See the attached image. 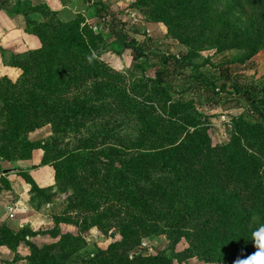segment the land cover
Segmentation results:
<instances>
[{
    "label": "rangeland",
    "instance_id": "rangeland-1",
    "mask_svg": "<svg viewBox=\"0 0 264 264\" xmlns=\"http://www.w3.org/2000/svg\"><path fill=\"white\" fill-rule=\"evenodd\" d=\"M104 15L118 21L117 32L98 19ZM119 31L145 57L123 46ZM58 36L66 55L50 81ZM86 42L95 49L90 61ZM168 57L186 65L168 77L166 94L155 70ZM204 81L216 93L223 83L229 92L233 84L264 87V0H0V152L17 156L11 168L37 163L36 154L22 163L32 151L8 137L7 111L32 105L48 111L28 115L41 127L20 141L81 149L76 162L63 158L59 185L50 165L35 173L48 186L29 200L46 202L52 223L32 232L39 251L21 242L29 264H242L255 253L253 233L264 227V121L243 98L213 96ZM179 100L198 117L185 120L192 111ZM183 122L207 130L178 158L187 175L132 151L142 139H178ZM113 144L133 147L111 152Z\"/></svg>",
    "mask_w": 264,
    "mask_h": 264
},
{
    "label": "trees",
    "instance_id": "trees-1",
    "mask_svg": "<svg viewBox=\"0 0 264 264\" xmlns=\"http://www.w3.org/2000/svg\"><path fill=\"white\" fill-rule=\"evenodd\" d=\"M96 16L98 17L99 15L96 12ZM110 16V15H109ZM112 19L107 20L106 16H100V18L103 22L105 23H109V27H110V33L112 32H117L116 30V26H117V22L116 20L113 19L112 15L110 16ZM109 18V17H108ZM116 25H112V23H114ZM123 24V25H122ZM119 25L121 26V29L124 28V23H120ZM66 26L62 29L65 30ZM50 36H53L52 33L49 34ZM74 38L69 39V42L74 41L75 36H73ZM118 41L123 45V46H127L128 50L130 51H134L135 55H138L139 57H145L146 55V51L144 49H142L141 45L138 44L136 47L133 46V43H135V41L133 39H128L125 37L124 34H121V32L119 31L118 33H116L115 36ZM63 36H58L55 37L54 39V50L56 51L57 54L55 56L51 55L50 53V57H48V67L49 64L52 65L51 70L50 71V77L49 80L52 81V79H55L56 75H54L56 72H59V65H60V60H59V54L61 56V58L63 57L65 59V51L60 49V45L62 44L63 41ZM131 41V42H130ZM128 42L132 43L128 45ZM87 48L88 50L87 52V57H86V61H90L89 59L91 58V55L93 54V50H95L94 48H92L91 45H89L88 42H86ZM81 50V49H80ZM61 52V53H60ZM171 58V59H170ZM26 59H20V62L25 61ZM170 61H172L173 65H175V67H173L171 69L170 66ZM183 63V66L186 65V63H184V59L181 58H174V57H168V58H162L161 64L163 66L162 69H156L155 70V85H156V89L161 90L163 92H165L166 94H168V91H165V85H169L168 84V77L171 76V74H174L175 72V68L180 69L181 68V64ZM55 66L57 67V69H55ZM226 70V69H225ZM23 71H27L25 69L21 70ZM221 76H223V78H228L225 77V71H222V73L220 74ZM48 82V80H45L44 77H42V86L41 88L44 89L45 84ZM203 84L206 85V89L210 92H212L213 96H228V94H231V96H234L232 98V100H235L237 96L243 98L247 104L249 105L250 110L255 113V117L257 120L261 119V121H264V87L261 90H256L253 87H249L247 89H242L241 87H239L236 84H233L232 87V91H227L226 86L224 85V83L220 86L219 92L216 93L214 91V89L212 88V83L206 82L204 81ZM167 90V89H166ZM60 93V92H59ZM32 94V93H31ZM60 96V95H58ZM179 103H175L178 104L182 110H186L184 105H185V101L183 100H179ZM43 113H46L48 111L47 108L44 107L43 109ZM188 111H192L191 113H187ZM187 114H189L190 116H187V114L183 115L185 120L189 121L191 120V118L193 117H198L197 114L193 113V106H191V109H187L185 111ZM8 114H10V120L8 122V124L11 126L10 129V134H8V137L10 138V140L14 139L15 142L19 141L20 142V146L22 147V149L24 151L28 150L29 148V153L33 150L39 149L42 151V158H41V165H50L53 170H54V182L56 184H60V177L63 175V168L61 169L62 165L64 166L63 163V158H65L67 156L68 159H70V161L72 162H76V160L74 159L75 155L77 153H81V149L79 147H77L76 151L75 150H70L69 152L65 151L61 152V151H55L53 150V146L51 147H43L42 145L39 146H33L32 143L28 140V139H22L23 141H20L19 138L22 135L23 132H31L35 129H37L38 127H41L40 125L35 124L34 122L30 121H26L27 117L29 114L31 115H41L43 114L42 112H36L35 113V107H33V105L30 107V109L28 107H16L15 110H9L7 111ZM21 114H23V118L19 117ZM176 124V125H175ZM175 124H171V126H177V122L175 121ZM55 128L56 126L58 127V125H54ZM202 124H197V125H188L187 123H180V125H178V128L182 130L181 136L178 139H174V141H170L171 139H167L168 143H165L164 145H156V142L158 141H149L146 139H142L140 144H134L136 146L139 147H135L132 148V151L137 153V157H146L147 159H151V160H156L158 159L159 161L162 160V167H168V169H173L178 173H180L181 175H187V170H186V166L184 164H180L178 158L182 157L183 154L186 153L185 146H187V148L191 145L190 144V139L193 137H197V136H201L202 135H206V131L205 129H203ZM259 128H261V125H258ZM149 128H153L152 125H149ZM202 141H204V137L202 138ZM153 142V143H151ZM145 143H149V147L147 148ZM30 144V145H29ZM28 145V148H26L25 146ZM32 145V146H31ZM130 145L128 144H113L111 145V147H109V151L111 152H121V151H128L131 147H133V145L130 146V148L128 147ZM82 148V147H81ZM85 148V147H83ZM107 150V151H108ZM95 152V149H93V153ZM14 154V153H13ZM72 156V157H71ZM0 158L9 162H12L13 159H16V157H13L11 154H9V156H5V154H3L2 152H0ZM29 158V157H27ZM26 158V159H27ZM162 158V159H161ZM163 158H165L163 160ZM62 162V165H61ZM145 163V162H144ZM142 163V164H144ZM159 164H161V161L159 162ZM62 170V171H61ZM135 170V169H134ZM62 172V173H61ZM27 178L28 183L31 186V191L33 192H40L41 189H39L35 183H33V181H31V179L26 176L25 179ZM187 180V178H186ZM29 231V230H28ZM24 230H21L18 233H13L11 231H9L8 229L4 228L3 226L0 225V245L8 243L9 247L11 248H15L17 246V244L24 242L30 250L31 252L34 251H39V248H37L34 244H32L29 241V238H27V236L24 234ZM30 232V236H32L34 233ZM45 249H50L51 246H45ZM31 261V260H29ZM33 261H31L32 263ZM91 262V261H90ZM88 263V262H87ZM89 264V263H88Z\"/></svg>",
    "mask_w": 264,
    "mask_h": 264
},
{
    "label": "crops",
    "instance_id": "crops-1",
    "mask_svg": "<svg viewBox=\"0 0 264 264\" xmlns=\"http://www.w3.org/2000/svg\"><path fill=\"white\" fill-rule=\"evenodd\" d=\"M16 39V38H15ZM10 46H15V42L9 41ZM39 149L33 150L29 160L21 161L22 163L35 159L37 163H30L29 166L9 167L10 162L0 158V225L13 233H18L21 230L28 228L29 231L35 232L38 226H50L52 219L44 212V208L48 204L39 203L34 206L29 200L31 186L28 183V176L39 189H45L48 185L41 175H36L38 169L48 168V165H41V158H38L36 152ZM49 169V168H48ZM53 179V175L51 174ZM49 238V236H44ZM43 237V238H44ZM30 242L38 246L40 236L29 237ZM41 241V240H40ZM45 242V241H44ZM51 240L45 242V246L51 244ZM28 248L24 243H19L15 248H11L4 244L0 245V263L1 261L8 262L7 264H29V260L25 255Z\"/></svg>",
    "mask_w": 264,
    "mask_h": 264
},
{
    "label": "clouds",
    "instance_id": "clouds-1",
    "mask_svg": "<svg viewBox=\"0 0 264 264\" xmlns=\"http://www.w3.org/2000/svg\"><path fill=\"white\" fill-rule=\"evenodd\" d=\"M253 243L257 250L242 264H264V227L253 233Z\"/></svg>",
    "mask_w": 264,
    "mask_h": 264
}]
</instances>
